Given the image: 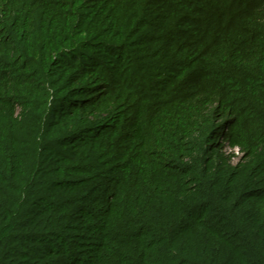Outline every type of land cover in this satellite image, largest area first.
I'll use <instances>...</instances> for the list:
<instances>
[{
    "label": "trees",
    "instance_id": "1",
    "mask_svg": "<svg viewBox=\"0 0 264 264\" xmlns=\"http://www.w3.org/2000/svg\"><path fill=\"white\" fill-rule=\"evenodd\" d=\"M0 264H264V0H0Z\"/></svg>",
    "mask_w": 264,
    "mask_h": 264
}]
</instances>
